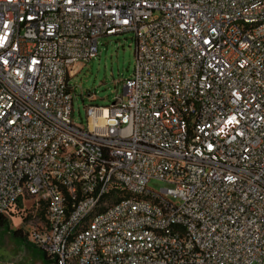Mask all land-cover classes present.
I'll return each instance as SVG.
<instances>
[{"label": "built area", "instance_id": "1", "mask_svg": "<svg viewBox=\"0 0 264 264\" xmlns=\"http://www.w3.org/2000/svg\"><path fill=\"white\" fill-rule=\"evenodd\" d=\"M126 33L124 94L76 124L72 71ZM124 189L161 202L77 227L99 192ZM26 198L44 209L28 241L50 264H264V0H0V218Z\"/></svg>", "mask_w": 264, "mask_h": 264}, {"label": "rangeland", "instance_id": "2", "mask_svg": "<svg viewBox=\"0 0 264 264\" xmlns=\"http://www.w3.org/2000/svg\"><path fill=\"white\" fill-rule=\"evenodd\" d=\"M135 46L134 33L101 37L99 54L81 62L82 68L70 78L74 88L73 120L76 124H87L88 105L107 106L116 96L124 94V81L134 68ZM148 186L154 190L168 187L164 181L156 179L150 180ZM8 219L10 228L0 227V264H49L42 252L27 241L33 224L44 219L43 207L36 208L34 200L26 198ZM13 229H19L27 240L15 237L11 233Z\"/></svg>", "mask_w": 264, "mask_h": 264}, {"label": "bare ground", "instance_id": "3", "mask_svg": "<svg viewBox=\"0 0 264 264\" xmlns=\"http://www.w3.org/2000/svg\"><path fill=\"white\" fill-rule=\"evenodd\" d=\"M111 28H118V21H111ZM18 187L21 189L22 197H31V189L26 178H18ZM91 191H83L82 199H90ZM148 201L161 202V193L156 192H136L132 189L119 190L116 193L101 191L98 193L96 203H90L89 207H83L81 219H77V227H91V223H97L103 216L112 213V206L129 205L139 206ZM110 203V204H105ZM147 231L160 237L176 235V226H156L147 224ZM81 237V229H73L68 233V240L78 241ZM185 249H192V252H199V245H196V236L193 229H186L184 232ZM36 247V246H35ZM78 259V252H70V258H66L65 264H81ZM190 264H201L190 262Z\"/></svg>", "mask_w": 264, "mask_h": 264}, {"label": "trees", "instance_id": "4", "mask_svg": "<svg viewBox=\"0 0 264 264\" xmlns=\"http://www.w3.org/2000/svg\"><path fill=\"white\" fill-rule=\"evenodd\" d=\"M20 204H21V202H20ZM0 227H4V228H7V229H9L10 227H9V219L8 218H5V217H1L0 218ZM11 233L15 236V237H17V238H22V239H24V240H27V238L26 237H24V236H22V233H21V231L19 230V229H13V230H11ZM28 241V240H27ZM29 242V241H28ZM43 254V256L45 257V258H47V256L44 254V253H42ZM47 260H48V262H49V264H50V261H49V259L47 258Z\"/></svg>", "mask_w": 264, "mask_h": 264}, {"label": "crops", "instance_id": "5", "mask_svg": "<svg viewBox=\"0 0 264 264\" xmlns=\"http://www.w3.org/2000/svg\"><path fill=\"white\" fill-rule=\"evenodd\" d=\"M82 66H83V63L78 64V65L75 67V69L72 71V75H74L79 69H81Z\"/></svg>", "mask_w": 264, "mask_h": 264}]
</instances>
